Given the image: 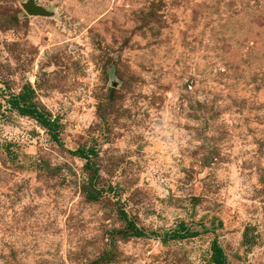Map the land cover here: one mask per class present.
<instances>
[{
  "label": "rangeland",
  "instance_id": "374dc122",
  "mask_svg": "<svg viewBox=\"0 0 264 264\" xmlns=\"http://www.w3.org/2000/svg\"><path fill=\"white\" fill-rule=\"evenodd\" d=\"M215 240L264 264V0H0V264H216Z\"/></svg>",
  "mask_w": 264,
  "mask_h": 264
},
{
  "label": "trees",
  "instance_id": "16d2710c",
  "mask_svg": "<svg viewBox=\"0 0 264 264\" xmlns=\"http://www.w3.org/2000/svg\"><path fill=\"white\" fill-rule=\"evenodd\" d=\"M10 104L12 108L17 109V111L21 115L34 118L35 120L43 124V126L47 127V129L53 131L52 129L55 130L57 128L55 121H52V119L45 117V115L29 101V97L26 95V93H22L18 96L13 97V99L10 100ZM78 152V154L82 157L87 156L85 152ZM91 198L98 199L97 195H91ZM122 217L127 223V228L122 233L126 238L147 237V233L143 229L139 228L138 225L128 217L127 213H123ZM200 235L201 233L198 231H190L189 229L183 227L182 230L171 233L167 238H165V240H186L196 238ZM212 251V256L216 264H227L225 252L217 240L213 242Z\"/></svg>",
  "mask_w": 264,
  "mask_h": 264
},
{
  "label": "water",
  "instance_id": "95a60500",
  "mask_svg": "<svg viewBox=\"0 0 264 264\" xmlns=\"http://www.w3.org/2000/svg\"><path fill=\"white\" fill-rule=\"evenodd\" d=\"M25 9L30 15H43L44 11L40 6L35 5L33 2H30L25 5Z\"/></svg>",
  "mask_w": 264,
  "mask_h": 264
}]
</instances>
